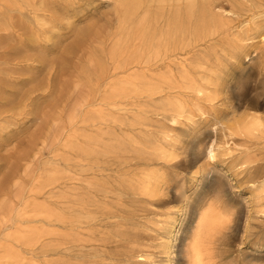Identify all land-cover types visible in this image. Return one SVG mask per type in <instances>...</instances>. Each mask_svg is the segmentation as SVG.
<instances>
[{
	"label": "bare ground",
	"instance_id": "obj_1",
	"mask_svg": "<svg viewBox=\"0 0 264 264\" xmlns=\"http://www.w3.org/2000/svg\"><path fill=\"white\" fill-rule=\"evenodd\" d=\"M75 1L0 0V29H18L25 37L11 61L42 65L40 72L26 69L31 75L28 83L38 90H51L54 66L60 70L68 66L73 44H65L59 33L63 28L79 42L94 37L98 43L84 77L93 91L105 88L102 102L106 106L116 107L117 100L140 92L153 94L157 122L171 123L172 131L182 123L186 128L180 138L191 140L188 153L207 138L202 124L216 140L220 132L226 141L221 146L211 141L207 158L214 161L221 150L240 151L233 158L235 167L250 174L249 187L257 193V201L264 202V169L248 146L237 144L238 138L247 142L264 137V115L230 120L215 110L233 85V80L226 79L225 61L257 56L255 50L244 51L251 37L245 31L236 32V17H254L264 10V0H109L117 25L106 36L93 19L82 26L76 22L80 12ZM48 11L54 15L38 14ZM28 19L36 21L38 32ZM263 30L264 20L255 24L262 44ZM105 37L113 40L108 53ZM3 64L0 61V74L10 71ZM43 73L47 82L39 80ZM23 102L9 101L10 112L21 109ZM83 121L125 123L105 110L88 113ZM144 124L135 120L130 125ZM71 137L66 147L77 155L76 165L71 170L49 168L38 189H47L45 202L25 203L3 222L6 233L0 234V264H250L244 256L221 248L224 231L234 226L236 214L221 202L220 182L206 191L213 186L207 173L201 174L192 196L172 218L158 221L151 233L140 222L164 202L160 198L168 193L170 180L135 172L132 167L144 171L162 159L174 158L176 152L161 143L175 149L177 136L165 132L163 139L126 138L100 128L93 135L79 136L82 139ZM150 240L154 243H146ZM149 248L156 252L150 253Z\"/></svg>",
	"mask_w": 264,
	"mask_h": 264
},
{
	"label": "rangeland",
	"instance_id": "obj_2",
	"mask_svg": "<svg viewBox=\"0 0 264 264\" xmlns=\"http://www.w3.org/2000/svg\"><path fill=\"white\" fill-rule=\"evenodd\" d=\"M75 4L76 10L80 12L76 21L78 24L86 25L88 20L93 19L103 36L115 31L117 19L111 1L76 0ZM38 14L48 18L54 15L50 11ZM236 19L234 22L236 32L245 31L247 37H251V40L245 43L244 51L250 54L255 50L257 56L251 60L249 56L245 60L235 59L224 63L226 79L233 80V85L230 93L219 99L215 110L219 116L230 120L250 117L256 113L264 115V44L260 43L261 38L255 35V24L263 22L264 10L254 17L249 15ZM28 20L29 23L32 22V28L38 32L36 21ZM46 31L49 29L46 28ZM59 33L64 37L66 45L73 44L72 51L68 54L69 60L66 64L68 66L60 70L56 67L58 65H55L56 71H52L50 75L53 88L38 90L35 85L28 83L31 75L26 69L39 71L42 65L37 61H11L14 49L25 42L24 32L18 29H0V61L5 63L3 65L6 70H10L0 74V234L6 233L3 222L14 216L22 205L31 204L34 200L36 203L45 202L48 196L47 189L41 192H38V189L49 168L55 165L65 170L74 168L77 155L66 147L73 138L71 136L93 135L100 128H109L118 136L126 138L156 136L163 139V133L169 132L178 137L175 149L164 141L161 144L164 149L176 152L174 158L162 159L144 171L143 167L137 165L132 167L135 172L152 173L170 180L168 193L160 198L164 202L152 208L154 213L144 216L139 221L145 225L148 233H151L150 229L154 228L158 221H165L172 218L173 213H177L184 205L185 199L192 196L201 174L207 173L213 186L206 191H212L215 183L220 182L223 187L221 202L236 214L234 226L231 225L232 227L224 231L226 241L221 248L233 252L238 257L244 256L245 263L264 264L262 212L264 202L257 201V193L250 189V174L243 173L235 167L236 162L233 158L240 151L221 150L218 151L217 158L210 161L207 158V145L215 137L209 133V127L202 124L200 127L207 133V138L198 144L194 153L192 151L188 153L186 149L191 140L180 138V134L186 128L182 123L172 131L171 123L157 122L156 97L153 94L140 92L126 100H117L116 103L119 105L116 107L106 106L102 102L106 95L105 88L93 91L84 77L85 72L90 70L92 48L98 42L94 37L79 42L65 28ZM105 41L108 53L113 40L111 38L106 40L105 37ZM250 44L253 45L251 50ZM112 69L113 65L109 63V70ZM47 79L46 73H43L39 80L47 82ZM14 99L19 102L24 99L23 106L18 111L10 112L8 102ZM100 110L121 118L125 121L124 125L84 123L83 120L88 113ZM135 120H140L146 125H130ZM81 137L79 139H82ZM216 141L221 146L226 139H223L219 132ZM237 144L248 146L259 160V168L264 169V137L253 138L247 142L238 138ZM104 230L101 229L102 232ZM146 243L154 242L150 240ZM149 252L153 253L156 250L149 248ZM155 260L159 261L158 258Z\"/></svg>",
	"mask_w": 264,
	"mask_h": 264
}]
</instances>
